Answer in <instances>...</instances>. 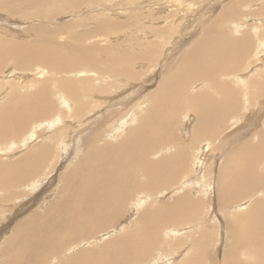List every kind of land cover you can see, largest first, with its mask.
<instances>
[{"label":"bare ground","instance_id":"6f19581e","mask_svg":"<svg viewBox=\"0 0 264 264\" xmlns=\"http://www.w3.org/2000/svg\"><path fill=\"white\" fill-rule=\"evenodd\" d=\"M113 1L118 2V6L125 5V2L135 4L134 0ZM101 2L103 4V0H0V25L12 24L18 31L16 35H11L6 30L2 32L0 28V84L3 85L0 89L3 96L0 99H6L4 105H0V138L5 134L22 137L18 142L13 140L0 149L2 156L15 155L16 150L22 149L17 157H11L15 158L13 161L0 160V215L9 223L21 218L11 227L12 232L0 249V258L5 259L2 264H141L146 262L150 244L162 225L170 237H178L185 233L183 229L193 228L192 235L184 234L174 241L175 245L185 251L181 256L176 253L178 264L213 263L215 258H212L211 249L219 241L213 239L212 244L210 236L214 238L217 227L224 236L222 240H226L222 242L224 254L220 253L223 258L219 264H264V173H258L254 167L259 156L264 159V128L256 130L252 126L251 131H243L239 136L234 131L246 126L248 120L243 121L246 125L240 124L234 129L226 123L231 115L241 114L238 112L243 107L242 97L246 99L245 105H260L264 109V17H256L257 14L264 15V0L213 2L220 7L215 13V19L205 27L203 24V28L191 37H185L188 41L182 40L184 43L175 56L177 59L168 61L165 66L168 74L147 93L148 106L142 113L133 112V104L115 102V97L106 96L118 92V82L127 83L140 78L139 71V74L132 71V61L141 65L145 63L146 67L150 65L152 68L153 61L160 54V43L164 38L168 39L171 32L168 22L165 23L166 27L162 24L158 27L157 24L155 27L144 28L146 24L141 26L138 17L135 20L132 18L135 22L127 18L114 23L108 19L109 16L100 20L94 16L89 19L82 15V18L80 14L81 19L77 20V16V21H60L62 23L59 24L56 19L51 20L50 27L43 26L51 17L81 9L86 4L90 8L93 5L91 10H96L97 14L103 8L100 7ZM137 9L138 5H135L129 11L134 13ZM243 12L250 17L246 21L248 25L238 22ZM199 13V17L203 16L200 10ZM161 16L155 20L165 17ZM152 17L154 23L155 17ZM27 19H37L42 23L30 27ZM225 21L233 24L235 34L224 33L222 26ZM87 23H92L90 28L84 26ZM22 24H27V27L24 28ZM251 25L259 28L254 29ZM29 30L38 32L29 33ZM250 30L255 32V39L261 43L258 45L260 51L251 59L252 41L247 36ZM135 31H143L144 35L148 32L151 39L147 38L140 43L132 33ZM132 46L137 47L138 51L134 52ZM164 49L168 50L167 46ZM256 57L261 60L257 61ZM11 62L14 63L12 69L16 67L15 70L19 72L31 68L37 79L31 78L29 82H24L26 84L19 82L13 85L11 80L19 74L16 71L5 74L4 70ZM78 70L81 75H77ZM230 76L234 79L233 83ZM183 102H186L187 108L182 115L192 112L185 114V120L193 119L190 123L191 133L189 136L187 134L192 141L189 140L186 145L175 142L173 135L166 134L164 129L167 127L166 121L172 125L177 120L174 119L176 108L180 109ZM120 106H127L128 110L123 112ZM97 107L100 109L97 116L99 121L85 126L74 137L73 132H70L69 137L78 141L70 146L69 141L61 139L67 123L71 128L74 127L76 121L85 118L87 111ZM52 113L53 118L45 124L51 130L50 135L41 133L37 136L33 130L22 133L31 119ZM238 119L241 118L237 117L236 123ZM82 122L84 124V119ZM129 122L132 125L127 127ZM103 135L117 140L110 145L99 146ZM236 135L239 140L235 139ZM120 136H124L123 139H119ZM233 140L238 141L235 147L230 146ZM33 141L35 143L30 145ZM217 150L219 161L223 159V166L220 164L222 169L218 167L221 169L217 174L220 182L214 185L213 201L216 207L213 208L211 195L209 199L202 196L194 198L184 191L188 182L177 180L185 178L187 175L184 173H188V169L201 178L209 175L206 171L212 163L208 165L207 161H214L217 155L207 153ZM73 152L79 154V157L69 162V158H74ZM191 155L193 157L189 161ZM65 158L66 164H63ZM190 163L193 164L192 168ZM56 166L60 170L67 169L48 206L43 211L31 207L21 217L27 207L44 205L49 200L56 180L44 181L52 171L54 173ZM138 174L145 176L144 182L131 183L130 178ZM199 179H194L196 185L198 181L202 182ZM209 186V183L205 185L207 189ZM139 188H144L142 197L137 195L135 202L128 203V199L132 200ZM168 188L172 190V196H164V200L163 196H153L154 191ZM151 193L154 199L160 201L159 205L149 212H139L129 233L115 235L120 232L118 219L125 213L128 204L130 218L143 203L155 205L151 201ZM186 221H194L196 224L178 227ZM177 223L178 228H175ZM3 226L6 228L4 223ZM6 229H0V234ZM109 229L115 230V237L106 239L100 246H86L91 242L88 238L96 237L97 234L106 235L105 232H112ZM241 255L247 257L242 258ZM149 264L160 263L159 260H150Z\"/></svg>","mask_w":264,"mask_h":264},{"label":"rangeland","instance_id":"374dc122","mask_svg":"<svg viewBox=\"0 0 264 264\" xmlns=\"http://www.w3.org/2000/svg\"><path fill=\"white\" fill-rule=\"evenodd\" d=\"M176 1V2H175ZM212 0H137V1H135L134 0V2H135V4H133L132 5V3H130V2H125V5L124 4H122V5H120V6H118L117 4H118V2H114L113 0H111V3H110V0L108 1V0H103V4H102V2H101V5L100 4H98L97 5V7L100 5V7L102 8V10H99V11H101V12H99L100 13V15L101 16H103L102 18H100L101 16L100 15H98L99 13H97L96 14V10H91V8L93 7V5L91 6V8H90V5L89 4H86V5H83L82 7H81V9H77V10H74V11H68V12H64V13H62V14H60V15H57V16H53V17H51L52 19H49L50 21H46L45 23H43V26L44 27H50V24H51V20L52 21H56V19H58V21H59V24L60 23H62V22H60V21H63V23H69L70 21H77V20H80L81 19V17H82V15H83V17H87V18H89V19H91V18H93V16H94V18L96 19V18H98V19H100V20H103V18H104V20L105 19H107V17H108V19L110 18V19H112L113 20V22L114 23H119V22H122V21H124V20H126L127 18L128 19H130L131 20V22H135L134 20L136 19L135 17H138V19H139V21H141V22H139V24H141V26H144L145 24L147 25L148 24V26L146 27V25H145V27L144 28H148V27H155L157 24H158V27L159 26H161V24L163 25V26H167V24H165V23H167L168 22V26H169V28L171 29V32L169 33V37L171 38V40H170V38L168 37V39L167 38H164V40H162V42L160 43V45H159V49H158V54L160 55V57H159V55H158V58H156L154 61H153V63H154V65H152V68H151V66L150 65H148L147 67H146V64L145 63H143V65H141V63H138L137 61H132V63H131V67L133 68L132 69V71H134V72H140V74H139V72H138V76L140 77L139 79H137V80H131V81H129V82H127V83H125V82H118V84H117V86H116V89H117V93H114V94H112V93H105V94H107V96L106 97H110V96H112V97H115L116 99L114 100L115 102H122V103H124V102H127V104L128 103H130V104H133L131 107H133L134 109H133V112H135V113H137V111L139 112V113H142L144 110H145V108L148 106V104H146V103H148V101H147V93L150 91V90H152L155 86H157V84L159 83V82H161V81H163L164 80V78H165V74H168L167 72L168 71H166L167 69L165 68V66H166V64L168 63V61H172L173 59H175L176 57L175 56H177L178 55V53H179V51H180V47H181V44L182 43H184L185 42V37L187 38V37H189V35H190V37H191V35H194V33L196 32H199L200 31V29L201 28H203V27H205V26H207L208 24H209V22L211 23L214 19H215V17H216V15H215V13H217L220 9V7H218L216 4H217V2H219V1H222V0H214V1H212ZM224 1V0H223ZM92 2V1H91ZM133 2V3H134ZM139 2V3H138ZM141 2H143L144 3V5H145V8H144V5H143V3L142 4H140ZM145 2H146V4H145ZM154 2V3H153ZM175 2V3H174ZM181 2V3H180ZM185 4H184V3ZM188 2V3H187ZM197 2H200V3H197ZM205 2V3H204ZM216 2V4H214V3ZM114 3V4H113ZM174 3V4H173ZM191 3V4H190ZM193 3V4H192ZM197 3V4H196ZM212 3V4H211ZM222 3V2H221ZM105 4H107V5H105ZM109 4V5H108ZM114 5V6H112V5ZM152 4V5H151ZM192 6H190V5ZM200 4V5H199ZM211 4V5H210ZM111 5V6H110ZM130 5V6H129ZM135 5H138V9H137V11H134V13H136V14H134L133 12H130L129 11V8L132 10V8H133V6H135ZM177 5V6H176ZM184 5H186V6H184ZM194 5V6H193ZM207 5V6H206ZM209 5V6H208ZM109 6V7H108ZM149 6H151V7H149ZM157 6V7H156ZM170 8H169V7ZM173 6V7H172ZM94 7H96V5L94 6ZM110 7H112V8H110ZM118 7H119V9L121 8L122 9V11H124V12H122L121 11V9H120V11H119V9H118ZM125 7H127V8H125ZM140 7V8H139ZM153 7V8H152ZM156 7V8H155ZM165 7H166V9H165ZM178 7V8H177ZM189 7H191V8H189ZM152 8V9H151ZM164 8V9H163ZM173 10H172V9ZM181 8V9H180ZM194 8H195V10H194ZM208 8V9H207ZM216 8H217V11H216ZM83 9V10H82ZM90 9V10H89ZM146 9L148 10V11H146ZM155 9V10H154ZM161 9H163L162 11H161ZM179 9V10H178ZM193 11H192V10ZM197 9V10H196ZM205 9V10H204ZM215 9V10H214ZM86 10V11H85ZM104 10V11H103ZM107 10V11H106ZM118 10V11H117ZM125 10H126V12H125ZM141 10V11H140ZM144 10V11H143ZM150 10V11H149ZM160 10V11H159ZM178 10V12H176ZM183 10V11H182ZM188 10V11H187ZM199 10H200V12H201V15H202V13H203V16H201V17H199L200 16V13H199ZM79 13H78V12ZM114 11V12H113ZM185 11H187V13L185 12ZM189 11H192L191 13H189ZM206 11V12H205ZM211 11V12H210ZM84 12V13H83ZM88 12V13H87ZM104 14H103V13ZM119 12V13H118ZM140 12V13H139ZM141 12H142V14H141ZM146 12V13H145ZM153 13V15L152 14H150V13ZM156 12V13H155ZM205 12V13H204ZM212 12H214V15H213V13ZM2 13V12H1ZM78 14V15H76V14ZM87 13V14H86ZM94 13V14H93ZM102 13V14H101ZM107 13V14H106ZM129 13V14H128ZM167 14V15H163V14ZM207 13H208V15H207ZM80 14H81V17H80ZM106 14V15H105ZM117 14V15H116ZM132 14V15H131ZM157 14H158V16L159 15H162L161 17L163 18V16H165L163 19H164V21H163V19L161 20V18L159 17L157 20H155L158 16H157ZM171 14V15H170ZM175 14V15H174ZM190 14L192 15V16H190ZM92 15V16H91ZM136 15V16H135ZM138 15V16H137ZM145 15V16H144ZM153 17H152V16ZM174 17H173V16ZM177 15V16H176ZM180 15V16H179ZM183 15L185 16V17H183ZM188 15V16H187ZM211 15L213 16V17H211ZM247 14L246 13H244L243 12V15H242V17H240L239 19H238V22L239 23H246V21H249V20H247V18H250L249 16H246ZM258 15V16H257ZM256 15V17H260L261 16V18H263L264 17V15L263 14H257ZM76 16V17H75ZM77 16H79V18L77 17ZM90 16V17H89ZM128 16V17H127ZM130 16V17H129ZM134 16V17H133ZM143 16H144V18H143ZM157 16V17H156ZM74 17V18H73ZM82 17V18H83ZM106 17V18H105ZM112 17V18H111ZM147 17V18H146ZM150 17H152V18H154V23H152L153 22V19H151ZM167 17V18H166ZM172 17H173V19H172ZM180 19H179V18ZM193 17V18H192ZM199 17V18H198ZM203 17V18H202ZM208 17V18H207ZM211 17V18H210ZM73 18V19H72ZM78 18V19H77ZM134 20H133V19ZM171 18V19H170ZM182 18H183V20H182ZM54 19V20H53ZM77 19V20H76ZM146 19V20H145ZM160 19V20H159ZM174 19H177V20H174ZM188 19V20H187ZM192 19L194 20L195 19V21H193L192 22ZM197 19V20H196ZM210 19V20H209ZM212 19V20H211ZM264 19V18H263ZM7 21H8V18L6 19ZM133 20V21H132ZM147 20H148V22H147ZM150 20V21H149ZM165 20H167L166 22H165ZM180 20V21H179ZM204 21L203 23L201 22V21ZM208 22H207V21ZM241 20V21H240ZM27 21H29V26L30 27H36V26H39V24L40 23H42V21H39V20H37V19H27ZM35 21V22H34ZM119 21V22H118ZM158 21H160V22H158ZM170 21H172V22H170ZM186 21V22H185ZM197 21H199V22H197ZM48 22H50V23H48ZM143 22H145V23H143ZM147 22V23H146ZM156 22H158V23H156ZM169 22H170V24H169ZM173 22H175V23H173ZM177 22V23H176ZM183 22V23H182ZM190 22H192V24H190ZM58 23V22H57ZM156 23V24H155ZM173 23V24H172ZM180 24V26H179V24ZM188 23V24H187ZM196 23L199 25H196ZM250 23V22H249ZM47 24V26H45ZM59 24H57V25H59ZM90 23H87V26H86V24H84V26L86 27V28H90L91 27V25H92V23L89 25ZM153 24V25H152ZM189 25L190 26V28H189V26H188V29H187V25ZM195 24V25H194ZM204 24V26L202 27V25ZM231 24V25H230ZM247 25H248V22L246 23ZM23 25V27L24 28H26L27 27V24H22ZM186 25V26H185ZM191 26H192V28H191ZM254 29H256V27H258L257 25H251ZM255 26V27H254ZM3 27V28H2ZM10 29H9V28ZM178 27V28H177ZM184 27H186L185 29H184ZM198 27V28H197ZM0 28L2 29V32L4 31V30H6V32L8 33V34H11V35H16L17 34V27H15V26H13L12 24H10V25H0ZM6 28V29H5ZM180 28H182V30H185V31H182ZM259 28V27H258ZM9 31H8V30ZM187 29V30H186ZM194 29H195V31H194ZM222 29H223V31H224V33L226 34V35H231V33H233V34H235V31L233 30L234 29V26H233V24L231 23V22H228V21H225L224 23H223V26H222ZM230 29V30H229ZM198 30V31H197ZM187 31V32H186ZM1 32V33H2ZM38 31H36V30H29V33H37ZM186 32V33H185ZM26 33V32H25ZM134 35H135V37H136V39H138V41L140 42V43H142L143 41H145L147 38L149 39H151V35L147 32L146 34L147 35H144L143 34V31H135V32H132ZM180 33V34H179ZM137 34V35H136ZM141 34V35H140ZM149 34V35H148ZM121 35V34H120ZM176 35V36H175ZM178 35H180V36H178ZM185 35H187V36H185ZM254 35H255V32H253V31H251L250 30V32L247 34V36L250 38V40L252 41V43H251V45H250V59L252 58V57H254L253 55H256V52L258 53V51H260V50H258V47L261 45V43L259 42V41H257L256 39H255V37H254ZM144 36V37H143ZM182 36H184V37H182ZM252 36V37H251ZM111 37V36H110ZM140 37H142L141 39H140ZM172 37H174V39H172ZM176 37V38H175ZM177 37H179V38H177ZM145 38V39H144ZM111 38H109V41H112V39L110 40ZM144 39V40H143ZM167 39V40H166ZM175 39H179V41H175ZM170 40V41H169ZM182 40H184V42L182 41ZM189 40V39H188ZM188 40H186V41H188ZM109 41H107L108 43H109ZM157 41V40H156ZM167 41V42H166ZM172 41V42H171ZM180 41H182V42H180ZM164 42V43H163ZM166 42V43H165ZM132 43V42H131ZM175 43V44H174ZM178 43V44H177ZM180 43V44H179ZM98 45H100V43H97ZM169 44V45H168ZM134 45V44H133ZM164 45H165V47H164ZM259 45V46H258ZM110 46V45H109ZM166 46H167V49H168V47H169V51L168 50H165L164 48H166ZM253 46V47H252ZM255 46H257V47H255ZM176 49L177 48V50H175L174 48ZM178 47H179V49H178ZM170 48H172V49H170ZM141 49V48H140ZM164 51H163V50ZM132 50L134 51V52H136V51H138V48L137 47H134V46H132ZM172 50L174 51V53L172 52ZM167 51V52H166ZM264 50L262 49V52H263ZM171 52V53H170ZM178 52V53H177ZM253 52V53H252ZM255 52V53H254ZM173 53V54H172ZM252 53V54H251ZM171 54V55H170ZM175 54V55H174ZM71 55H69V57H70ZM166 58V60L164 59V57ZM174 56V57H173ZM162 57V58H161ZM170 57H172L171 59H170ZM179 58V57H178ZM257 59V61H260L261 59L260 58H258V57H256ZM99 59H103V58H99ZM168 59V60H167ZM170 59V60H169ZM177 59V58H176ZM249 59V60H250ZM161 62H160V61ZM163 60V61H162ZM249 60H246V62L247 61H249ZM256 61V62H257ZM157 63V65H156V63ZM12 64H14L13 62H11V63H9V64H7L4 68V70H5V74H8L9 72H12V71H16V73L17 74H19L18 75V77H16V78H14V79H12L11 80V82L10 83H13V85L14 84H16V83H19L20 82V84H21V82H22V84H26L27 82H29L30 80L29 79H31V78H33L34 80L35 79H37L36 77H34V74H33V72H34V70L33 71H31L32 69L31 68H27V69H25V70H21L20 72L18 71V70H15V68L16 67H14L13 69H12ZM138 64V65H137ZM145 64V65H144ZM164 64V65H163ZM159 65V66H158ZM105 66H108L107 64H105ZM145 66V67H144ZM155 66V67H154ZM162 66H163V68H162ZM250 66V65H249ZM253 67H254V65H252ZM34 67V66H33ZM149 67V68H148ZM158 67V68H157ZM246 67V65L244 66V68ZM2 69H3V66L1 67ZM156 68V69H155ZM84 70V68H81L80 70ZM137 69H139V70H137ZM155 69V70H154ZM159 69V70H158ZM160 69H162V71L160 70ZM166 69V70H165ZM136 70V71H135ZM146 70V71H145ZM150 70L152 71V72H150ZM30 71L32 72V73H30ZM154 71H156V73L154 72ZM244 71H246V69L244 70ZM77 72V75H81V73H80V71L78 70V71H76ZM158 72H162L161 74H158ZM239 72V71H238ZM247 72V71H246ZM143 73H144V75H143ZM150 74L152 75V76H150ZM158 74V75H157ZM88 75V74H87ZM162 75V76H161ZM163 75H164V77H163ZM154 76H156V77H154ZM77 77V76H76ZM75 77V78H76ZM80 77V76H79ZM79 77H77V78H79ZM88 77H89V75H88ZM158 77V78H157ZM19 78V79H18ZM45 78H50L49 76H45ZM90 78H91V76H90ZM163 79V80H162ZM229 79H231V82L232 81H234V79H232V76H230L229 77ZM27 80V81H26ZM147 81V82H146ZM150 81V82H149ZM24 82H26V83H24ZM233 83V82H232ZM151 84V85H150ZM122 85H124V86H122ZM126 85V86H125ZM132 85V86H131ZM138 86V87H137ZM121 87V88H120ZM136 87V88H135ZM153 87V88H152ZM1 88H3V85L2 84H0V89ZM138 90V91H137ZM29 91H34V89H30ZM104 94V95H105ZM3 96V93H1L0 94V98ZM130 96V97H129ZM142 99V100H141ZM143 99L145 100V102H143ZM243 99V100H242ZM241 100H242V102H243V107L239 110L240 112H238V113H241V114H239V115H231L230 117H229V119H227V126L228 127H232V129H234L235 127H238L240 124H244V125H246V121H247V125L246 126H243V127H240L238 130H236V131H234L237 135H242V133H243V131H251L252 130V126H255L256 127V130L257 129H261V128H264V120H262V119H264V109H262L261 108V106L260 105H255V104H252V105H245V103H246V99L244 98V97H242L241 98ZM6 101V99H4V100H1L0 99V105L1 106H3L4 105V102ZM107 102V104H109V101H106ZM249 102V101H248ZM143 103V104H142ZM251 104V103H250ZM141 105V106H140ZM146 105V106H145ZM254 105V106H253ZM127 106H129V105H127ZM127 106L125 107V108H122V106H120L123 110V112H126L127 110H128V108H127ZM138 106H140V107H138ZM130 107V108H131ZM120 108V109H121ZM135 108H137V110L135 109ZM187 107H186V102H183L182 103V106H181V108L179 109V108H176V112H175V117H174V119H177L176 121H174V123L172 124V125H170L167 121H166V125H167V127L166 128H164L165 129V133L166 134H168V135H173V137H174V141L175 142H177V143H183V144H188V142H189V140H191L192 141V139L190 138V137H188L189 135H190V130H191V125H190V123H192V120H188V119H186L185 120V117L187 116V115H185V114H190V113H192V112H187V113H185V114H183L182 115V112L186 109ZM101 109H104V108H101ZM244 109V110H243ZM99 108L97 107L96 109H93V111H87V114L85 115V118L83 117V118H81L79 121H76V125L74 126V127H70L69 126V123H67L68 124V126H66V129H63L64 130V135L61 137V139H63V140H65V141H69L68 142V145H70L71 146V144L72 143H74V141L76 142V141H78L77 139L76 140H74L73 139V137L76 135V133L79 131V130H81L82 128H85V126H88L90 123H93V122H95V121H99L100 119H98L97 118V116H98V114H99ZM246 115V117H244ZM94 116V117H93ZM164 116H165V114H164ZM234 116H236V118L234 117ZM250 116H252V117H250ZM55 117V116H54ZM237 117L238 118H241L242 119V121H241V119H238V123H236L237 122ZM243 117H244V120H243ZM51 118H53V113L51 114V115H46V116H38V117H36V118H33V119H31L30 121H29V123L27 124V126L25 127V131L24 132H22V133H27L28 131H30V130H33V132L35 133V134H37V136H38V134H41V133H43L44 135H46V134H48V135H50L51 134V130H48L47 128H46V126H45V124L47 123V121L49 120V119H51ZM184 118V119H183ZM84 119V124H83V122H82V120ZM251 119V120H250ZM183 120L185 121L184 122V124H183ZM234 121V122H233ZM243 121H245V122H243ZM36 122H38V123H36ZM229 122H231V123H233V124H229ZM65 123V124H66ZM249 123V124H248ZM259 123V124H258ZM124 124V123H123ZM181 124H183V125H181ZM132 125V123L131 122H129L128 124H127V127H129V126H131ZM189 125V126H188ZM223 125V124H222ZM183 126V127H182ZM219 126H221V125H219ZM77 128H79V129H77ZM66 131V132H65ZM73 132L72 133V136L71 137H69L70 136V132ZM168 132V133H167ZM169 132H171V133H169ZM223 132V131H222ZM222 132H220L219 134H222ZM7 133H9V132H7ZM187 134H188V136H187ZM218 135V134H217ZM235 136L236 138L235 139H238L237 137H239V136ZM13 135L12 134H5V136H2V138H0V149L1 148H5L10 142H13V140H14V142H18L20 139H22V137L21 136H15V137H12ZM46 137V136H45ZM123 137L124 136H120V137H118L119 139H123ZM185 137H187V138H185ZM66 138V139H65ZM36 139V138H35ZM38 139V138H37ZM69 139V140H68ZM118 139V140H119ZM117 139H111V137H108L107 138V136L106 135H103V137H102V139H101V142L100 141H98V142H100V143H98V145L99 146H102V145H110V144H112L114 141H116ZM239 140V139H238ZM241 140V139H240ZM237 140H233L231 143H230V146L231 147H235V146H237V144H238V141L236 142ZM63 142L64 141H62V144H63ZM35 143V141H33V142H30L29 144L31 145V144H34ZM232 143H233V145H232ZM68 145H66V146H68ZM8 152V154H9V151H7ZM18 153H22V149H20V150H16L15 151V155H13V154H10V155H8V156H6V155H4V156H2V155H0V160H7V161H13L14 159H11V157H17V154ZM205 153V152H204ZM206 153H207V151H206ZM205 153V154H206ZM216 153V154H215ZM68 154H70L69 152H68ZM207 154H214V155H217V154H219L218 153V150L216 151V152H209V153H207ZM13 155V156H12ZM73 156H74V158H69V162H73L74 161V159L75 158H78L79 157V154H74V152H73V154H72ZM76 155V156H75ZM68 156V155H67ZM192 155L190 156V158H189V161H191L192 160ZM216 159H218V160H216ZM211 160V159H210ZM210 160H208L207 161V163H208V165H210L211 163H212V165H211V169L210 168H208L209 170H208V172L206 171V173H208L209 175H207V176H204L203 178H201V177H199L200 175H197L196 173H194V171L191 173V171L188 169V173H184V175H187L185 178H180V179H178L177 181L178 182H180L182 179H183V182H188L187 184H188V186H187V188L184 190V191H187V193H189V194H191V196L192 197H194L195 198V196H202V198H204V199H209V196L211 197L210 199H212V203H211V205H212V207L213 208H215L216 207V204H215V202L213 201V198H214V195L213 194H215L213 191H214V189H215V184L217 183V182H220L219 181V179H218V172H219V169L221 168L222 169V164H223V159H222V161H219V156L217 155L216 157H215V159H214V161H213V159H212V162L210 161ZM218 163H217V162ZM210 163V164H209ZM63 164H66V158H65V162L63 163ZM191 164V163H190ZM214 164H216L215 166H214ZM220 164L222 165V166H220ZM258 164V165H257ZM213 166V167H212ZM57 167V169H55L54 170V173H53V171L50 173V176H48V177H46L45 179V183L46 182H48V181H51L52 182V180H56V186H54L53 187V192H52V194H51V196L49 197V200H47L46 202H45V204L44 205H36V206H30V207H27V209H24V212H23V214L21 215V217H24L25 216V214L24 213H27L26 211H28L29 209H31V207H35V208H37V209H39L40 211H43V209L45 208V207H47L48 206V204H49V201L51 200V198L53 197V194H54V192H55V190H56V188H57V185H59L60 184V182H61V179H62V175H63V173L65 172V170L67 169V167L66 168H63V169H61L60 170V168H59V166H56ZM55 167V168H56ZM193 167V164H191L190 165V168H192ZM218 167H220V168H218ZM254 167H255V171H257L258 173L260 172V173H264V172H262V171H264V159L262 158V156H259V159L256 161V163H255V165H254ZM218 168V169H217ZM216 169V170H215ZM220 169V170H221ZM193 170H194V168H193ZM61 172V173H60ZM210 172V173H209ZM213 172V173H212ZM215 173H216V175H215ZM47 174H49V173H47ZM54 174H57V175H55V176H53ZM59 174V175H58ZM212 174V175H211ZM52 176V177H51ZM190 176V177H189ZM192 176V177H191ZM211 176V177H210ZM210 177V178H209ZM213 177V178H212ZM52 178V179H51ZM192 178H193V180H192ZM200 178V179H199ZM206 179V181H205V179ZM210 179V180H208V179ZM213 180H212V179ZM217 178V179H216ZM48 179V180H47ZM188 179H189V181H188ZM191 179V180H190ZM194 179L195 180H197V179H199V180H201L202 179V182H199L198 181V183L200 184H198V185H196L194 182ZM214 179H216L217 181H215L214 182ZM144 180H145V176L144 175H141V174H138V175H136L135 176V178H133V177H131L130 178V182L131 183H136V184H138V183H141V182H144ZM206 182H204V181ZM207 180H208V182H207ZM134 181V182H133ZM140 181V182H139ZM193 183V184H190L191 182ZM177 182V183H178ZM211 182V183H210ZM214 182V183H213ZM44 183V184H45ZM203 183V184H202ZM207 183H209L210 184V186H209V188L207 189V187H205V185L207 184ZM191 185H193V187L191 186ZM190 187H191V189H190ZM193 188V189H192ZM201 188V189H200ZM202 188H204L203 190H205V192H207L206 194H205V192L202 190ZM213 188V189H212ZM254 189H256V188H253V190ZM144 190V188H139V189H137L136 190V193H135V195L131 198L132 200H129L128 199V203H130V201L131 202H135L136 200H137V195H141V192ZM164 191H162V190H156V191H154L153 192V196L154 197H158V196H165V197H167V196H172V195H170V194H172L173 192H171L172 190H170V188H168V189H163ZM191 190V191H190ZM170 191V192H169ZM195 191H197V192H195ZM160 192V193H159ZM162 192V193H161ZM201 192V193H200ZM51 193V192H50ZM165 193H167V194H165ZM210 193V194H209ZM161 194V195H160ZM200 194H202V195H200ZM152 195V193L150 194V196ZM205 195H207V197L205 196ZM153 196H151V201L152 202H154L155 203V205H153L152 203H150V202H146L145 204L143 203L142 205H140V206H138V208H137V210L134 212V214H133V216L130 218L129 217V213H130V207H129V204L127 205V207H126V209H125V213L118 219V220H120L119 221V223H118V229H119V231L120 232H118V233H116L115 232V230L113 229V230H110L109 229V231H112V232H105L106 233V235H103V234H97V236L96 237H91V238H88V239H90V241L91 242H89L86 246L87 247H96V246H100V245H102V243L103 242H105V241H107L108 240V238L110 239V238H113V237H115V236H113L115 233V235H123L124 233H129L130 232V230L132 229V225H134V223H135V221H136V218H137V216H138V214H139V212H141L140 214H142V213H145V212H149V211H151L152 209H154V208H156V206L157 205H159V203H160V201H158V199H154L153 198ZM140 197H142V195L140 196ZM165 197L163 198V200L165 199ZM236 202V201H235ZM10 205H12L11 203H9ZM206 203H204V205H205ZM149 205V206H148ZM147 206V207H146ZM4 208V207H3ZM35 208H33V209H35ZM216 211H219V210H216ZM228 213V212H227ZM4 216V215H3ZM9 216H10V214H9ZM16 215H14V216H12V217H15ZM0 218L2 219V217H1V215H0ZM20 217L19 218H17V220L15 221V222H11L10 221V223L9 222H7V221H5L4 219H2V221H0L1 223H0V229H6V231H4L3 232V234L1 233L0 234V249H2V247H3V245L6 243V241H7V239L9 238V235L11 234V232H12V230H11V227H13L16 223H18L19 221H20ZM3 223H4V225L6 226V228L3 226ZM6 223V224H5ZM195 224H196V222H192V221H186V222H183L182 223V225L180 226H178V223L174 226L175 228H178V227H185L186 225H191V226H195ZM176 226H178V227H176ZM193 228H189V229H183V230H185V233H183V234H181L180 236H178V237H183L184 236V234H190V235H192V232H191V230H192ZM199 230H201V229H199ZM190 231V232H189ZM181 233V232H180ZM178 237H170L168 234H167V232H166V227H164V225H162L161 226V229L158 231V233H157V235H156V237L152 240V244H150V251H149V256L146 258L147 260H146V262L145 263H141V264H149L150 263V260H151V262H154V260H159V263L160 264H168L169 263V261H171L170 262V264H178V258L176 257V253H177V255H179L180 254V256L181 255H183L184 253H185V251L183 250V249H181L180 248V246H178V245H175L174 244V241H176V239H178ZM211 237V239H212V244H213V239H216L217 238V241H219L218 242V244L214 247H212V249H211V252H212V258L214 257L215 259H213V263L214 264H219L220 263V261H221V259L223 258L222 257V255L224 254V252H223V249H222V242H225L226 240H222V238L224 237L223 236V234H222V232L219 230V228L217 227V230L214 232V238L212 237V236H210ZM88 239H85V240H88ZM107 239V240H106ZM179 240V239H178ZM222 240V241H221ZM221 248V249H220ZM181 251H180V250ZM214 249V250H213ZM222 250V251H221ZM176 251V252H175ZM178 251H180L179 253H178ZM184 251V252H183ZM216 251V252H215ZM182 252V253H181ZM216 254H215V253ZM222 255H221V254ZM241 257L242 258H246L247 256H245V255H241ZM248 257H250V255H248ZM252 257V256H251ZM250 257V258H251ZM170 258H172L171 260H170ZM253 258V257H252ZM169 261H168V260ZM5 259L4 258H0V264H2L3 263V261H4ZM252 260V259H251ZM253 260H254V258H253ZM252 260V261H253ZM208 263V262H207ZM211 264H213L212 262H210ZM210 263H208V264H210Z\"/></svg>","mask_w":264,"mask_h":264}]
</instances>
